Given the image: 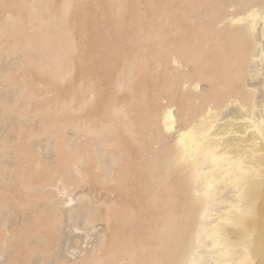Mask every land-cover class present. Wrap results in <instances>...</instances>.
<instances>
[{"label":"rangeland","instance_id":"rangeland-1","mask_svg":"<svg viewBox=\"0 0 264 264\" xmlns=\"http://www.w3.org/2000/svg\"><path fill=\"white\" fill-rule=\"evenodd\" d=\"M256 3L0 0V264H111L116 244L135 245L133 264H178L196 200L183 177L155 189L143 148L169 154L161 112L173 105L183 126L198 92L180 90L166 61L195 51L202 69L187 79L204 96L235 87V75L216 79L251 50L245 23L231 19ZM256 212L247 246L264 264Z\"/></svg>","mask_w":264,"mask_h":264},{"label":"bare ground","instance_id":"bare-ground-1","mask_svg":"<svg viewBox=\"0 0 264 264\" xmlns=\"http://www.w3.org/2000/svg\"><path fill=\"white\" fill-rule=\"evenodd\" d=\"M256 1L262 3L254 4L246 15L231 19L245 23L242 29L252 40L251 50L247 54L239 50L244 63L234 71L226 69L216 79L220 85L223 77L228 80L235 75V87L204 96L199 80L187 79V72L202 69L203 58L194 56L195 51L187 53L185 59L169 53L166 61L181 76L180 90L198 92L193 103L198 110L192 116L186 114L183 126L175 128L173 105H166L161 112V128L171 134L169 154L163 153L167 147L158 146V142L143 148L145 160L153 162L155 189H166L175 178L183 177L187 184L182 194L196 200L197 217L178 264H252L257 259H252L247 246L255 230L251 215L257 211L258 217L264 218V75L260 66L264 60V0ZM158 139L165 141L161 136ZM131 150L133 159L139 161V146ZM168 174H172L169 180ZM71 216L68 214L69 219ZM134 252L135 245L116 244L111 264H133Z\"/></svg>","mask_w":264,"mask_h":264}]
</instances>
